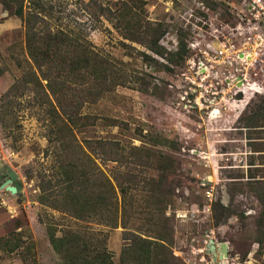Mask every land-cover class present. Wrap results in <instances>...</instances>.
Instances as JSON below:
<instances>
[{"label": "rangeland", "instance_id": "374dc122", "mask_svg": "<svg viewBox=\"0 0 264 264\" xmlns=\"http://www.w3.org/2000/svg\"><path fill=\"white\" fill-rule=\"evenodd\" d=\"M43 2L52 30L65 29L86 37L92 48L108 57L122 74L120 83L112 91L85 101L82 114L90 117L89 124L75 130L78 137L114 138L138 145L143 139L141 134L149 131L169 138L173 144L169 147L148 144L179 162L181 186L176 189V214L171 207L167 208V215L172 217L170 248L164 250L167 264H213L206 252L209 238L228 243V256L221 264H261L263 256L257 255L258 243L253 241V221L259 210L257 200L247 190H236L230 181L239 177L241 182H246L248 169L257 165L264 172V127L251 129L249 134L239 121L241 115L249 114L260 105L264 95L256 93L248 104H188L180 100L177 90L184 60L171 65L165 58L177 50L180 32L186 34V40L194 36L192 23L204 15L199 2L207 7L206 13L234 25L244 0H99L96 5L89 0ZM124 3L133 5L135 18L162 21L165 57L153 55L155 60L144 64L138 53L143 47L132 43L135 49H128L121 44L129 41L100 13L98 5L118 12ZM0 55V67L5 70L0 76L1 94L19 75L15 58L23 62L26 59L23 22L1 2ZM161 63L169 64L173 71ZM143 74H147L148 85L135 79ZM213 108L216 112L211 113ZM112 119L117 124L112 125ZM11 127L10 130L0 127V159L18 173L24 200L0 189V238L5 242L0 250V264H58V254L48 239L47 225L51 224L56 225L57 234L64 228L79 225L82 231L102 233L113 260L118 262L125 242L120 225L110 228L94 222L77 223L36 201L39 194L36 173L51 162L50 155L44 152L47 140L43 136L42 121L26 110ZM254 147L259 150L252 151ZM255 173L256 178L262 175L260 170ZM148 174L153 172L149 170ZM204 179L209 182L204 183ZM230 192L235 195L233 205L243 210L245 218L237 219L233 215L227 222L215 226L210 203L217 199L229 203ZM139 223L140 219L133 217L130 226ZM16 243L9 251V246Z\"/></svg>", "mask_w": 264, "mask_h": 264}, {"label": "trees", "instance_id": "16d2710c", "mask_svg": "<svg viewBox=\"0 0 264 264\" xmlns=\"http://www.w3.org/2000/svg\"><path fill=\"white\" fill-rule=\"evenodd\" d=\"M89 1L96 5L99 0ZM0 2L23 22L26 55L24 62L15 58L19 75L0 94V127L10 130L20 113L33 112L43 123V136L47 140L44 152L51 157L50 164L36 173L39 189L36 201L77 223L123 228L125 242L115 262L102 233L82 231L79 225L57 234L56 225H47L49 242L60 259L58 264L169 263L164 250L170 248L172 217L167 215V208L171 207L176 214V189L181 186L179 162L148 144L169 147L173 145L171 140L149 131L141 134L143 139L138 145L114 138H79L75 130L89 124L90 118L82 114L85 101L112 91L122 74L108 57L92 48L86 37L65 29L52 30L45 17L43 0ZM98 6L100 13L121 30L123 39L129 41H121L125 48L135 49L132 43L143 47L138 53L144 64L154 61L153 55L164 56L165 48L159 43L165 33L162 21L135 18L133 5L127 3L120 7L119 13ZM188 40L180 32L177 50L164 56L167 63H182L189 52ZM167 63L161 65L173 71ZM4 72L0 67V76ZM146 75L135 79L148 85ZM239 121L249 134L251 129L264 127V98L249 114L241 115ZM110 122L117 124L115 119ZM246 138L250 143V135ZM258 150L254 147L252 151ZM259 170L262 175L256 178L255 171ZM248 171L246 182L238 177L230 184L236 190L251 192L257 200L253 241L258 243L256 253L263 256L261 264H264V172L259 165ZM234 196L230 192L227 204L221 199L211 201L215 226L233 215L245 218L243 210L233 205ZM133 217L140 219L135 227L130 226ZM3 245L4 239L0 238V250ZM17 245H10L8 250Z\"/></svg>", "mask_w": 264, "mask_h": 264}, {"label": "built area", "instance_id": "2783aa9c", "mask_svg": "<svg viewBox=\"0 0 264 264\" xmlns=\"http://www.w3.org/2000/svg\"><path fill=\"white\" fill-rule=\"evenodd\" d=\"M198 4L204 15L192 23L194 36L178 75L180 100L248 104L256 93L264 95V0H244L234 25L206 13L203 2Z\"/></svg>", "mask_w": 264, "mask_h": 264}, {"label": "water", "instance_id": "95a60500", "mask_svg": "<svg viewBox=\"0 0 264 264\" xmlns=\"http://www.w3.org/2000/svg\"><path fill=\"white\" fill-rule=\"evenodd\" d=\"M216 112V109H212L211 113ZM0 178L5 176L4 180L0 185V189H4L10 192L12 195L18 197L21 201L24 200L23 197V183L18 178V173L12 169L9 165L3 163L0 159ZM204 183H208V179L203 180ZM228 243L216 242L213 238H209L206 244V252L211 255L213 264H221L225 262V259L228 256Z\"/></svg>", "mask_w": 264, "mask_h": 264}, {"label": "flooded vegetation", "instance_id": "af4514ba", "mask_svg": "<svg viewBox=\"0 0 264 264\" xmlns=\"http://www.w3.org/2000/svg\"><path fill=\"white\" fill-rule=\"evenodd\" d=\"M0 173H1V171H0ZM4 178H5V176H2V177L0 178V185H1V183H2V180H4Z\"/></svg>", "mask_w": 264, "mask_h": 264}]
</instances>
